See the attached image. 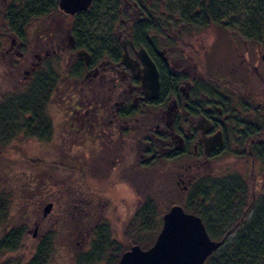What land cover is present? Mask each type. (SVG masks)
<instances>
[{
  "label": "flooded vegetation",
  "instance_id": "flooded-vegetation-1",
  "mask_svg": "<svg viewBox=\"0 0 264 264\" xmlns=\"http://www.w3.org/2000/svg\"><path fill=\"white\" fill-rule=\"evenodd\" d=\"M147 2L154 16L151 19L147 46L132 41L130 35L123 36L118 43L121 54L119 53L120 57L116 62L108 58L93 62L86 50L75 47L69 24L66 25L68 28L64 34L66 41L59 40L61 36L58 35L56 40H52L54 45L50 41L49 48L43 50L46 41L32 45L19 41L12 35L8 47L2 53L10 60V71L22 70L25 73L23 76H56L52 94L59 97L65 109L58 113L61 122L64 121L66 126L79 123L82 131L89 135L83 141H93L91 137L98 135L103 157L108 159L114 154L121 158L126 156L129 160L124 165L127 171L133 178L141 175L147 184L163 178V185L172 186L178 195L186 194L205 180L201 174L206 165L218 161V155L224 151L229 154L230 144L234 148L233 156L243 164L244 158H251L252 164L255 161L264 163V121L261 128L257 124L252 127L246 120L247 114L243 116V112H264V90L260 97L259 91L246 89L247 76L255 75L264 85V73L249 60L246 37L239 31L242 27L227 22H222L219 26L227 31L229 38L231 33L236 39L242 38L243 45L240 49V46L230 40L229 52L232 56L231 63L225 65L226 75L213 76L212 71H204L202 67L206 51L201 47V39L190 34L192 30L199 32L204 26L196 22L186 23L181 14H175L170 8L169 0ZM118 3L119 13L133 15L135 21L144 20V12L141 11L138 0H119ZM155 4L164 9L158 10L156 6H152ZM210 26L206 25L204 29L208 30ZM141 27L142 25H138L134 28L136 40L141 37ZM120 38L121 34L118 32L117 40ZM253 40V54L264 62V39ZM60 43L62 49L58 47ZM123 46L131 60V67L121 64ZM34 49L39 53H34ZM140 50H144L157 70L156 97H151L155 92L154 84L145 81L144 66L138 57ZM83 52L87 53V58L81 55ZM61 53L66 58L57 59ZM28 55L35 61L31 60L27 66L25 58ZM55 56L59 65L55 62ZM77 62H80L79 72H75ZM24 65L27 66L25 70ZM83 92L86 103L81 106L76 103L75 94ZM257 130L259 132L255 135ZM256 141L259 144V158L251 155L249 149V144ZM219 143L220 146L216 145L208 153L205 152L207 147ZM119 159L115 156L113 163ZM224 171L216 170L215 176L207 178L216 184L228 179V186L232 189V206L238 208L234 213V223L241 225L251 217L252 203L257 198H264V189L258 194L255 192L256 179L251 177L249 170L234 168L219 177ZM236 188L239 192L235 191ZM48 198L44 197L51 204L50 211L45 216H36L30 228L25 230V234L27 231L31 233L32 239L38 240L37 245L44 239L49 240L45 235L50 233L53 225L49 221V226L45 228V222L49 220L56 203L53 194ZM80 205L81 202L72 207ZM78 210V214L81 212L85 215V208L80 207ZM67 220L74 221L72 217ZM88 223L89 221L85 222L86 225ZM93 226L95 225L92 223L91 228ZM235 234L234 229L231 238ZM50 240L54 245L55 239ZM53 249L55 251V246Z\"/></svg>",
  "mask_w": 264,
  "mask_h": 264
},
{
  "label": "rangeland",
  "instance_id": "rangeland-1",
  "mask_svg": "<svg viewBox=\"0 0 264 264\" xmlns=\"http://www.w3.org/2000/svg\"><path fill=\"white\" fill-rule=\"evenodd\" d=\"M7 3L8 0H0V104L10 94L20 93L25 89L33 77L23 76L25 73L22 70L10 71V60L6 54L2 53L8 47L13 35L7 24L5 25L3 16ZM152 6H156L158 10L164 9L159 4ZM227 16H224L223 23H228ZM57 19L62 20L60 27L63 28L59 33L61 36L59 40L66 41L64 34L69 19L60 17ZM214 25V27L207 25L210 26L208 30L204 29L205 25H202L204 27L198 30L199 32L192 30L190 34L201 39L202 46L196 44L206 51L205 61L202 62L203 70L212 71L213 76H225V65L231 63L232 56L229 52L230 40L241 49L243 39H236L233 33L229 38L227 31L219 27L220 24ZM111 28L113 29V26ZM129 30L130 27L127 29L126 22L121 24L116 22L114 24L115 33L112 34L117 35L118 32L121 34V38L118 39L120 43L123 36H129ZM245 39L249 47V60L264 73V62L255 53L253 54L255 40L247 37ZM51 42L47 40L43 50L49 48ZM58 47L63 48L61 43ZM34 51L36 54L39 53L36 49ZM42 51H40L41 54ZM119 53L121 54V51ZM262 54H264L263 51ZM64 56L62 53L58 55V58L55 56V62L56 58L60 60L66 58ZM25 59L26 63H24L27 66L31 60L35 61L34 58H30V55ZM56 63L59 65L58 62ZM26 65L23 66L24 70L27 69ZM62 65L65 64L62 63ZM238 77L245 76H236ZM246 78V89L252 92L259 91L261 97L264 85L255 75ZM84 93L75 94L76 103H80L81 106L86 103ZM63 108L59 97L52 94L46 110L52 127V136L49 140L38 141L18 135L13 141L11 139L10 144H6L5 147L0 146V191L1 189L21 191L20 193L13 191L11 194V202L7 206V220H1L0 232L3 233L6 228L19 226V224L28 230L35 217L40 214L42 216V209L48 204L44 197L48 198L53 194L56 203L53 205L49 220L45 222V228L49 226V221L53 224L50 233L45 235L46 238L55 239V251L49 264H85L83 255L98 248L102 250L101 255L91 264H118L120 257L118 255L122 254L119 250L122 245L129 249L131 245L137 244L141 247L144 242H148L147 247L141 248L146 249L151 246L160 230L162 214L173 204L183 206L190 192L178 195L172 186L166 187L162 184L163 178L149 184L141 175L133 178L124 166L129 163L126 156L121 158L118 154H114L120 159L118 163H113L115 156L108 159L103 157L98 135L91 137L93 141H83L89 135L84 130L82 131L79 123L74 126L64 125V121L61 122L62 119L58 114L59 111H65ZM263 113V110L243 112V116L247 114L245 117L249 126L254 127L257 124V127L261 128L264 121ZM233 150L232 144L228 145L229 154L225 151L219 154L218 161L205 166L201 177L208 179L209 176H215L216 170H225L222 174L219 172L221 174L219 177L234 168L240 171L249 170L251 177L254 176L256 179L255 192L258 194L264 189L262 188L264 163L255 161L252 164L251 158H244L245 164H243L238 161L239 158L233 156ZM14 196L16 199L19 198V202L14 203ZM4 202L6 207V198ZM79 202L82 205L72 207ZM145 202H151L150 214H154L157 225L149 231L136 232L134 216ZM80 207L85 208L86 216L81 212L78 214ZM36 212L37 215H35ZM70 217L74 221L69 222L67 218ZM88 221L86 225L85 222ZM92 223L95 226L91 228ZM100 230H102V237H98ZM230 239H232L231 236ZM100 240L105 243L99 245ZM135 240L142 245L135 243ZM37 241L36 238L32 239L31 233L26 231L23 243L17 250L0 251V264H25L33 255ZM88 261L90 262L89 259Z\"/></svg>",
  "mask_w": 264,
  "mask_h": 264
},
{
  "label": "trees",
  "instance_id": "trees-1",
  "mask_svg": "<svg viewBox=\"0 0 264 264\" xmlns=\"http://www.w3.org/2000/svg\"><path fill=\"white\" fill-rule=\"evenodd\" d=\"M169 1L170 8L176 12L175 14H181L186 23L196 22L205 26L221 25L225 19L224 16L228 15L226 17L228 24L242 27L239 31L243 36L257 40L264 38V0ZM57 2L58 0H8L3 14L5 25L7 24L10 32L19 41L34 44L39 41L56 40L63 29L60 27L62 20L57 17L69 19L68 27L74 37L75 47L86 50L91 55L93 62L100 58H108L113 62L119 60L117 35L112 34L116 22L120 24L126 22L127 28H131L129 35L132 41L144 47L148 44L151 19L154 16L147 0H138L141 11L144 12V20L141 21H135L133 15L119 13V0H93L87 11L77 13L72 18H68L58 10ZM55 16H57L56 19ZM138 25H142L139 28L141 37L136 40L134 39L136 33L134 28ZM79 64L80 62L76 66L75 72L80 71ZM47 72L51 73L50 70ZM55 85L56 76H33L25 89L20 93L10 94L5 101L1 102L0 146L5 147L6 144L11 143V139L13 141L18 135L38 141L51 138V121L46 110ZM258 132V130L254 132L255 135ZM257 141L251 142L249 149L251 155L259 158ZM228 185L227 178L219 184L211 179H205L191 189L182 206L184 211L195 214L201 219L211 239H224V244L212 252L203 264H264V198H257L250 208L252 210L251 217L241 225H236L234 213L238 208L232 206L230 198L232 189ZM16 190L1 189L0 222L4 219L7 220V206L11 202L10 196L13 191L21 192ZM235 191L239 192L237 188ZM13 200L14 203L15 201L19 202V198L16 199L15 196ZM150 206L151 202H145L135 213L136 232L149 231L157 225L154 214H150ZM234 229L235 237L230 239ZM99 236L102 237V230H100ZM24 237L25 229L21 224L6 228V231L0 232V251L13 252L17 250L22 245ZM104 243L100 240L99 245ZM135 243L141 244L137 240ZM147 245L149 243L144 242L141 247L145 248ZM53 248L54 245L50 239L40 241L26 264H49L54 252ZM126 248L122 245L119 253L126 251ZM101 252V248H98L89 252L90 254L83 255L85 264L93 263L99 258Z\"/></svg>",
  "mask_w": 264,
  "mask_h": 264
},
{
  "label": "water",
  "instance_id": "water-1",
  "mask_svg": "<svg viewBox=\"0 0 264 264\" xmlns=\"http://www.w3.org/2000/svg\"><path fill=\"white\" fill-rule=\"evenodd\" d=\"M92 0H58V9L66 15L73 16L78 12L86 11ZM82 56L88 57L86 52ZM138 57L144 66L145 81L154 84L155 92L151 97L157 96L158 73L146 55L144 50H140ZM121 64L131 67V60L123 46ZM207 147L208 153L216 145ZM51 208V204H46L42 209L45 216ZM224 244V239H211L202 223L201 219L192 213L184 211L182 206L174 204L161 216V227L151 246L142 249L137 244L129 246L124 251L118 264H203L212 252L219 249Z\"/></svg>",
  "mask_w": 264,
  "mask_h": 264
},
{
  "label": "bare ground",
  "instance_id": "bare-ground-1",
  "mask_svg": "<svg viewBox=\"0 0 264 264\" xmlns=\"http://www.w3.org/2000/svg\"><path fill=\"white\" fill-rule=\"evenodd\" d=\"M92 1H93V0H92ZM91 5H92V3H91ZM91 5H90V7H91ZM90 7H89V8H90ZM57 8H58V7H57ZM89 8H88V9H89ZM88 9H87V10H88ZM58 10H59V9H58ZM87 10H86V11H87ZM59 11H60V10H59ZM60 12H61V11H60ZM61 13H62L63 15H65V16H67L68 18H69V17L72 18V17H74V16L77 14V13H76V14L73 15V16H69V15L64 14L63 12H61ZM78 13H80V12H78ZM173 205H174V204H173Z\"/></svg>",
  "mask_w": 264,
  "mask_h": 264
}]
</instances>
